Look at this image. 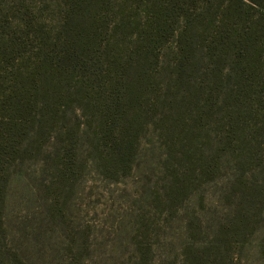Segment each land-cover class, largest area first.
I'll return each mask as SVG.
<instances>
[{
  "label": "trees",
  "instance_id": "obj_1",
  "mask_svg": "<svg viewBox=\"0 0 264 264\" xmlns=\"http://www.w3.org/2000/svg\"><path fill=\"white\" fill-rule=\"evenodd\" d=\"M49 2L30 18L0 0V264L20 259L3 218L28 161L61 194L90 161L127 174L151 126L170 150L211 119L241 154L264 144V0Z\"/></svg>",
  "mask_w": 264,
  "mask_h": 264
},
{
  "label": "rangeland",
  "instance_id": "obj_2",
  "mask_svg": "<svg viewBox=\"0 0 264 264\" xmlns=\"http://www.w3.org/2000/svg\"><path fill=\"white\" fill-rule=\"evenodd\" d=\"M19 3L30 18L53 13L49 0L4 5ZM218 126L209 120L194 140L182 133L173 150L151 126L127 174L104 176L90 161L61 194L45 195L40 162L28 161L30 183L11 194L3 218V246L20 258L9 263L264 264L263 138L241 154L246 143L223 141ZM241 126L237 137L249 138L253 121Z\"/></svg>",
  "mask_w": 264,
  "mask_h": 264
}]
</instances>
